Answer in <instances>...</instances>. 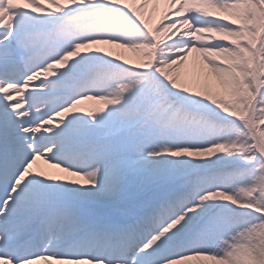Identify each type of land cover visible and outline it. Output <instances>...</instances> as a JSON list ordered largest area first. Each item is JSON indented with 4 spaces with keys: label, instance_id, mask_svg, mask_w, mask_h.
<instances>
[{
    "label": "snow or ice",
    "instance_id": "snow-or-ice-1",
    "mask_svg": "<svg viewBox=\"0 0 264 264\" xmlns=\"http://www.w3.org/2000/svg\"><path fill=\"white\" fill-rule=\"evenodd\" d=\"M0 264H264V0H0Z\"/></svg>",
    "mask_w": 264,
    "mask_h": 264
},
{
    "label": "rangeland",
    "instance_id": "rangeland-1",
    "mask_svg": "<svg viewBox=\"0 0 264 264\" xmlns=\"http://www.w3.org/2000/svg\"><path fill=\"white\" fill-rule=\"evenodd\" d=\"M152 6H149V9H151ZM166 6L164 4H161L158 6V11L156 13V16L158 17L159 16V13L162 12L164 10ZM132 52H135V51H131V50H128V51H125L124 52V55L127 57V55H132ZM134 56L136 57H139V53L136 52V54H133ZM195 55V54H194ZM186 71H192V72H198L199 71V65L198 63H195L193 60L190 59L189 63H188V68L185 69Z\"/></svg>",
    "mask_w": 264,
    "mask_h": 264
},
{
    "label": "bare ground",
    "instance_id": "bare-ground-1",
    "mask_svg": "<svg viewBox=\"0 0 264 264\" xmlns=\"http://www.w3.org/2000/svg\"><path fill=\"white\" fill-rule=\"evenodd\" d=\"M133 54H136V52H132V55H127V58L132 60V61H135L138 57L134 56ZM101 102L100 101H84L81 105V107H84V108H94V107H98L100 106ZM40 164H42L43 162H38Z\"/></svg>",
    "mask_w": 264,
    "mask_h": 264
}]
</instances>
